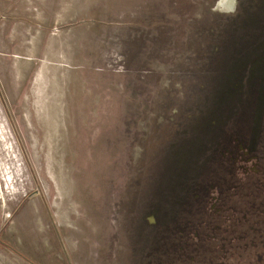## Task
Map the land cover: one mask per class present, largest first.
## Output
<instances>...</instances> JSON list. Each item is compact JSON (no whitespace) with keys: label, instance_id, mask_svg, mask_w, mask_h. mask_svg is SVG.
<instances>
[{"label":"rangeland","instance_id":"rangeland-1","mask_svg":"<svg viewBox=\"0 0 264 264\" xmlns=\"http://www.w3.org/2000/svg\"><path fill=\"white\" fill-rule=\"evenodd\" d=\"M215 4L0 0V264L193 261L166 222L230 178L234 137L264 165V0Z\"/></svg>","mask_w":264,"mask_h":264},{"label":"flooded vegetation","instance_id":"flooded-vegetation-1","mask_svg":"<svg viewBox=\"0 0 264 264\" xmlns=\"http://www.w3.org/2000/svg\"><path fill=\"white\" fill-rule=\"evenodd\" d=\"M234 8L224 11H234ZM234 141L237 145L236 147L239 148V150H237V155L233 156V153L236 151L232 152L231 150L230 152L229 145L228 148H226V152H228V156H226L228 163L227 166L224 164V169L229 171V173L231 172V177L233 164L235 165V168L240 167V169H243L247 175L248 173L253 172L254 174L261 172L264 173V169L262 168L264 165L259 166V168L248 166L249 163H254L255 165L257 156H252L254 154L253 152L251 154L250 150H246L249 151L246 154V151L243 150L244 145L239 143L241 142V139L238 136L234 137ZM224 177L225 181L214 183L217 186V189L214 188V184H209L207 186L204 185L202 188H198V192L195 191V189L192 191L193 197L196 198V196H201L200 199H197L200 203L195 210H200L202 215H200L199 212L195 214L194 207H191L192 211L190 215L194 218L192 217L190 221L183 224V222L180 223L179 220H176L177 224L175 227H172L166 222L165 237L167 239L164 242L165 247L163 249V254L166 260L176 254L178 255L179 263H183L184 258L186 257L194 260V254L197 255L201 253L208 249V246H210L209 249L214 248L213 250L222 254L223 258H226L229 254H241L244 251L247 253V250L254 249L249 243V241H251L252 244L255 242L253 240L254 238L250 235L264 234V191L262 190L264 189V184L256 187V197L254 195L255 198L253 197L251 200L252 205L249 204L253 210L249 211L248 208H241L244 206H241V203H234L232 201L234 187L238 188L242 187V185H235L237 182L233 184L232 178H229V176L227 177L226 173L224 174ZM244 177L238 175L236 180ZM262 177H264V174ZM216 190H218V193ZM199 192H201V195H199ZM241 193L244 194V188ZM245 195L252 196V193L251 191L246 192ZM185 234H188V239H194V241H186L184 238ZM232 234L242 235L238 237V239H242L243 241L241 246L245 247L243 251L232 250L236 245H234L235 243L233 242L231 244V240L237 238V236L234 237ZM174 238H176L175 241L173 240ZM193 244L194 246H192ZM260 252L261 250H259V253ZM175 259L176 258H173L174 261ZM199 261H201V259Z\"/></svg>","mask_w":264,"mask_h":264},{"label":"trees","instance_id":"trees-1","mask_svg":"<svg viewBox=\"0 0 264 264\" xmlns=\"http://www.w3.org/2000/svg\"><path fill=\"white\" fill-rule=\"evenodd\" d=\"M262 168L264 169L263 166H262ZM263 174L264 173H262V172L261 173H255V174L253 172V173L246 175L244 178H241V179L238 178L237 180H236V178L238 177L237 174H234L233 177L230 176L232 178V182L234 179H235V182H237L235 185H238V186L242 185V187H238V188L234 187L233 192H235V195L237 193H241L243 188H244V197L248 196V195H245V193L250 192V191H251V193H254V195H255V191L257 190L256 187L264 184V177H262ZM262 190L264 191V189H262ZM255 197H256V195H255ZM241 208H243V209L247 208V205H244ZM200 215H202V213H200ZM235 236H236V234H235ZM184 238L186 241H190V242L193 241V240L188 239V234H185ZM249 243L252 245V247L254 249L264 247V242L259 243V244H256L254 242L252 244L251 241H249ZM192 246H194V244ZM208 247L210 248V246H208ZM209 248H208V254L205 253V251L207 249L202 251L201 253H199L197 255L194 254V260L192 262H189V263L190 264H225L229 261V263H227V264H264V249L261 251L262 253L261 252L259 253V249L255 250L256 254L259 253V254H257L258 256H255V254H253V252L248 251L247 253L243 252L241 254H238V253L229 254L228 256H226V258H223L222 254L213 250L214 248L213 249H209ZM195 256H196V259H195ZM188 259H189L188 257L185 258V260H188ZM200 259H201V261H199ZM230 261H231V263H230Z\"/></svg>","mask_w":264,"mask_h":264},{"label":"bare ground","instance_id":"bare-ground-1","mask_svg":"<svg viewBox=\"0 0 264 264\" xmlns=\"http://www.w3.org/2000/svg\"><path fill=\"white\" fill-rule=\"evenodd\" d=\"M235 4H236V0H220L218 7H220L223 10H231L234 8Z\"/></svg>","mask_w":264,"mask_h":264},{"label":"clouds","instance_id":"clouds-1","mask_svg":"<svg viewBox=\"0 0 264 264\" xmlns=\"http://www.w3.org/2000/svg\"><path fill=\"white\" fill-rule=\"evenodd\" d=\"M220 3V0H216V4L213 6V10L219 11L218 5Z\"/></svg>","mask_w":264,"mask_h":264}]
</instances>
